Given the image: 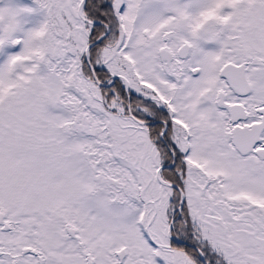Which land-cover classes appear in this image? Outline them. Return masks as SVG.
I'll return each instance as SVG.
<instances>
[{"label": "snow or ice", "instance_id": "snow-or-ice-1", "mask_svg": "<svg viewBox=\"0 0 264 264\" xmlns=\"http://www.w3.org/2000/svg\"><path fill=\"white\" fill-rule=\"evenodd\" d=\"M0 264H264V0H0Z\"/></svg>", "mask_w": 264, "mask_h": 264}]
</instances>
